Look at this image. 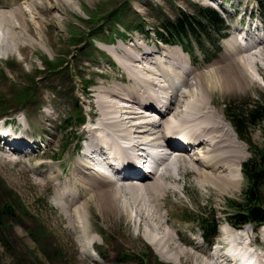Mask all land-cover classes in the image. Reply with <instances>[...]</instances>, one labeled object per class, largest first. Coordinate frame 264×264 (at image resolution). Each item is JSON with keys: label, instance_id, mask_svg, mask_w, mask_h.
Segmentation results:
<instances>
[{"label": "rangeland", "instance_id": "1", "mask_svg": "<svg viewBox=\"0 0 264 264\" xmlns=\"http://www.w3.org/2000/svg\"><path fill=\"white\" fill-rule=\"evenodd\" d=\"M50 1L0 0V94L10 97L11 89H18L26 78L34 75L32 73L35 68L43 66L42 55L44 57L47 56L48 59L54 62L60 61V59L56 58L59 56L67 60L66 66H68V73L62 70L63 76L53 75L45 84L41 83L35 95V100L29 101L26 107L14 108L9 114L4 113L0 109V117L8 116L15 122H22L24 126H26L25 115L35 116V123L37 124L26 129V136L31 138V134H33L34 136H41L47 141L51 140L50 145L46 149L41 150L36 158L23 155L5 158L0 152V206L21 203L22 208L31 212V216H25L24 219L20 220V224H17L13 215L5 218L0 231V264H18L14 260H18L19 264H155V261L161 259L154 252L145 235L159 237L160 232L156 227V223L157 221L163 222L167 218L171 223L173 221L175 227H170L169 224L164 223V229H171L175 232V228L179 227L186 236H189V238L194 237L198 242L202 243L201 229L196 223L187 220L186 217L188 213L194 215L202 210L211 211L212 213L216 212L220 227V225L226 224L228 214L231 217L235 216L236 214L227 208L226 203L229 198L240 200L247 186V180L241 174L242 172L240 173L238 166L237 172L244 179L234 187L217 185L213 182H202L195 173H187L184 176L185 172L182 171L181 173L182 169L179 168L178 163L177 166H172L169 161H165L163 163L166 165V171L163 172L164 176L160 179L163 181L165 188L161 193L156 196L144 194L138 200L134 192L124 190L122 202L129 204L131 208L130 215H121L117 221L108 225L103 221L102 216L99 215L96 209L92 207L87 216V235L74 225L66 211L57 204V186L46 177L47 171L44 168H35V165H39L40 162L44 161V155L48 154L51 155L47 156V160L52 159V155L57 156L60 154L61 161L66 163L71 155L70 150L65 153L66 149L75 147L77 135H85L83 126H74L69 129L63 126L61 120L65 118L64 113L75 112L74 104L78 102L77 100L83 106L85 114H88L89 111L96 113V105L92 101L94 92L103 93L101 88L107 87L111 90H116L119 87L130 88L132 86V81L127 76L124 77L123 81L120 80V76L125 74L121 65V57L125 52L139 49L141 46L157 49L160 44L156 43L152 33L147 36L145 33L136 31V29L129 31L125 36L118 35L116 39L111 40L112 38L109 35L111 27L105 23L103 26L90 31L91 28H95V25L92 24L91 15L100 16L106 14L115 6L125 3V0H72L69 5L65 4L59 9L54 8V11L50 13L45 8L41 10L38 7V4L44 2L48 4ZM190 1L206 5L214 3L207 0H130V7L133 10L135 8L139 12L140 16L149 25L147 29L151 32L160 21L159 17H157V10L152 8V4L160 6L166 16L174 17L178 14L180 8L190 9ZM259 1L242 0L240 7L243 10L240 15L238 17L234 13L227 15L228 20L233 22H231L229 37L219 38L221 47L217 55H215V48L209 46V54H207V56L211 57L209 60L205 59L204 54L195 45L193 51L198 58V63L190 66L189 55L186 52H184L186 55L183 54L182 48L176 46L178 44L167 45L163 43L164 45L162 46L169 47L166 53L171 52L169 54L171 56L169 58L171 65L176 63V65L182 67V73L191 74L189 82L176 78L175 82L170 80V83H172L170 84L168 80L159 75L162 74L161 72L156 75L143 69L141 65L137 66L140 69L137 73H142L144 76H153L159 82L154 90L166 95L165 101L168 100L169 96H175L178 104L186 101V93L195 91V86L199 88L196 94L201 93V85L195 82V74H204L207 78H210L211 74H221V71L228 73L231 65H233L232 63L235 62L241 71H239L240 74H243L248 79L246 74L249 73L252 75L253 80L249 81L248 79V84H240L238 87L223 85L225 93L216 90L211 96L207 94V97H203V99L208 101L212 98L214 105L216 104L213 108V113H211V121L213 123L220 121L225 124L232 136L236 140H240L237 138V134L234 133L232 124L225 116V104L230 101H236V103L248 101L252 105L264 96V53H260L262 46L258 47L259 50L255 49L257 51L253 50L251 54V52L246 50V46L242 49L238 43L240 28L249 23L247 18L249 13L253 11L252 8H258L259 6L261 9L262 3ZM25 16L31 22V30L26 28L23 30L24 28L14 26L16 19L19 18L24 21ZM34 16L37 24L42 28L41 31L38 28L37 32L33 22L30 21ZM54 16L55 18H52ZM123 17L127 24H129V20H127L129 18L132 22L133 17L127 12L123 14ZM96 22L98 23L99 20H96ZM118 28L122 31L125 30L124 25H119ZM15 32L19 33L18 36ZM73 32L79 36L75 37ZM246 33L249 32L246 31ZM215 38L218 39L217 36ZM247 39L249 38L243 40L244 43H247ZM107 43H114V45ZM81 46H84V49L78 50ZM239 47L242 50H239ZM89 51L94 52V55L88 53ZM161 51L163 52V49ZM232 51L235 52L234 55L231 54ZM103 55L107 56L103 57ZM89 56H93V58H88ZM115 58L116 60L118 59L117 62ZM186 59H188V62ZM241 61L247 66V71L244 70L245 67ZM233 70L235 72L236 69L233 68ZM88 79H93L94 81L90 84L89 89H86L87 93H85L83 92L84 84ZM56 84L61 85V87H57L58 94L62 95L60 97L57 94H53L51 92L52 89L50 90L47 87L55 86ZM211 84H213L212 81ZM6 99V107L11 108L12 105L10 103L12 100ZM122 104L123 102H120V105ZM195 106L193 105L189 111ZM208 109L212 110V106L210 105ZM148 110L150 112L151 110L154 111L150 108ZM119 115H121V112H119ZM87 120L88 116L86 122ZM26 121L29 124L28 118ZM63 128H65L64 131H62ZM51 130L58 137L60 135L63 136L64 140L62 138V142L65 145V149L62 151L59 150L57 142L53 140L54 137L49 133ZM181 131L185 132V134L187 133L186 130ZM252 136L253 141L258 146L264 147V137L260 128H256ZM241 141L244 145L243 159H247L250 156V152L246 150V142ZM124 143L130 142L126 141ZM74 156L75 158H82L81 152L78 155L76 150L73 151ZM243 159L241 161L245 160ZM57 161H59V158H57ZM69 169L63 174L64 181L68 180ZM46 198L48 205H46ZM141 211H143L142 214L140 213ZM133 212H135V222L133 220ZM140 221L141 225L139 224ZM219 227L218 235H220ZM251 227L250 224L245 226L246 230L247 228L248 230L251 229ZM16 229L20 231L19 234H16ZM33 230L36 232V236L32 235L31 231ZM100 231L103 234H100ZM239 234L233 228H229L223 240L227 245L231 244V247L240 246L243 248L244 241L241 245H237ZM4 237L7 247L4 248L3 252L2 240ZM84 237L87 238L84 239L85 243L95 240V249L100 250L105 258L99 256L97 250L94 252L87 246L83 247L81 241ZM217 240L218 238L216 237L214 241ZM146 245L150 248V255L143 250V246ZM222 245L220 243V249ZM204 246L206 247L207 245ZM10 249L17 251L18 255L11 252ZM124 256L130 258L129 263L122 261ZM174 259L177 258L175 257ZM171 262L176 264L174 261ZM164 264L168 263L164 262Z\"/></svg>", "mask_w": 264, "mask_h": 264}, {"label": "bare ground", "instance_id": "2", "mask_svg": "<svg viewBox=\"0 0 264 264\" xmlns=\"http://www.w3.org/2000/svg\"><path fill=\"white\" fill-rule=\"evenodd\" d=\"M71 1L52 0L48 4L45 2L40 3L38 7L41 10L45 8L50 13L54 11V8L59 9L65 4L69 5ZM25 17L24 21L16 17L18 19L14 22V26L24 28L23 30L25 28L31 30V22ZM52 18H55V16ZM30 21L33 22L36 31L38 28L39 31L42 30L37 24L35 16ZM15 33L18 36L19 33ZM252 37L250 36V38ZM248 44L245 43L244 46L247 47L246 50L248 52H251V50L263 46L264 38H260L256 44L251 46H247ZM168 48L162 46L163 52L158 55L157 53L161 51L158 47L155 49L141 46L139 49L126 51L121 57V65L125 74L120 76V80L123 81L124 77L127 76L132 81V86L130 88H115L116 90H111L107 87L101 88L103 93L94 92L92 101L96 105L98 118L95 126L87 133L91 146L103 147L106 153L119 152L122 159H129L127 165L130 166L132 164V161L130 162V158L133 155L132 150L142 143L141 139L146 138L150 134V130L154 129L152 142L159 144L162 139L160 132L163 127H167L172 130V136L171 138H166L164 143L173 149L174 160L178 163L179 168L182 169L181 173L182 171L185 172L184 176L187 173H195L202 182H213L217 185L236 187L243 179V176L240 175V162L244 156V145L241 140H236L232 136L225 124L220 121L214 123L211 121V113H213V108L216 104L214 105L212 98L204 101L203 97H207V94L211 96L216 90L225 93L223 85L229 87H238L240 84L246 85L253 80V77L249 73L246 74L248 81L243 74H240L241 71L234 62L228 73L221 71V74H211L210 78H207L204 74H195V82L201 85V93L196 94L199 88L195 86V91L186 93V101L177 104L175 96H169L168 100L165 101L166 95L154 90L159 82L151 75L138 74L137 71L140 69L137 66L141 65L143 69L156 75L161 72L162 74L159 75L163 76L169 83L170 80L175 82L176 78L189 82L190 73H182V67L176 65V63L174 64L176 67L173 64L171 66L166 64V59L163 57H171L169 55L171 52L166 53ZM238 49L242 50L240 47ZM261 49L262 51L260 50L261 52H259L264 53V49L262 47ZM154 54L156 55L155 57L152 56ZM183 54H185L184 51ZM231 54L234 55L235 52L232 51ZM152 58H155L154 61ZM241 63L245 67L244 70L247 71V66L243 61ZM233 68L237 71L235 70L234 72ZM210 80L213 84H211ZM120 102H123V104L120 105ZM193 105L196 106L189 111ZM210 105L212 110L208 109ZM149 108L156 112H150ZM163 110H165L164 113L161 112ZM119 112H121V115H119ZM137 119L142 120L136 123L135 120ZM28 121L30 124L32 121H36V118L29 116ZM181 130H186L187 133L185 134ZM180 132H182V137L192 145L193 150L196 152L193 157L189 155L187 148L176 145L175 148L178 149L176 150L171 146L173 144L172 140L180 137ZM59 140L62 142L61 137H59ZM17 141L24 142V136L19 135ZM126 141L131 143L130 147L124 144ZM99 142H102V144H99ZM69 150L71 155L66 163L61 160L49 161L51 158L48 160L46 158L39 165H35V168H44L47 171L46 177L57 186V204L66 211L74 225L85 235L88 234L87 216L92 207L96 209L99 215L102 216L103 221L108 225L117 221L121 215H130L131 208L129 204L122 202L124 190L134 192L139 200L141 195L152 194L156 196L165 188L163 181L160 180L163 178L164 173L159 176L149 173V177H143L136 181L126 180L122 184H118L116 181L108 179L93 170L84 159L73 157L74 150ZM169 160L170 156H164L163 162ZM237 166L240 173L237 172ZM68 167L70 168V174L68 180L64 181L63 174L68 171H66ZM209 169L211 170L209 171ZM140 213L142 214L143 211ZM164 223L169 224L170 227H175L173 221L171 223L167 218L163 222L157 221L156 223V227L160 232L159 237L145 235L146 240L149 241L156 254L162 260L170 263L174 261L176 264H221L217 262L214 254L210 252L211 247H205L193 238H189L179 227L175 228V232L171 229H164ZM139 224L141 225V221ZM231 225L234 226V224ZM240 228L245 233L239 234L237 245H241L243 241L245 242L247 239L246 234H248L245 227ZM220 243L223 244L220 249L222 251L227 246V243L223 239ZM262 251L264 255L263 247L261 248ZM220 256L222 255L220 254ZM175 257L177 259H174ZM225 260H228V258L225 257Z\"/></svg>", "mask_w": 264, "mask_h": 264}, {"label": "trees", "instance_id": "3", "mask_svg": "<svg viewBox=\"0 0 264 264\" xmlns=\"http://www.w3.org/2000/svg\"><path fill=\"white\" fill-rule=\"evenodd\" d=\"M219 25H223V20L214 9L209 7H197V12L189 13L182 11L175 20L164 17L161 26L165 32L158 31V36L162 40H179L185 49H189L191 43H184L183 39H188L190 36L196 37L200 49L204 51L207 48L205 44L201 42V33L204 32L210 35L209 31L219 30ZM137 27L142 30L144 29L140 23L137 24ZM207 39L206 41H208V43H213L211 38ZM226 113L228 118L237 126L239 133L252 144L253 150V156L244 163V172L249 181L244 194L245 201L244 203L235 202L231 204V206L249 214L248 219L251 217L253 219H258L264 217V195L262 192V186H264V147L259 148L253 144L251 136L249 135V130L257 126L260 121L264 120V96L249 107L247 103L242 104L241 108L233 106L230 109L228 106ZM8 212L14 213L11 204H6L0 208V214H6ZM201 224L203 225V223ZM211 228H213V230L215 229V222H213ZM162 261L173 264L165 260Z\"/></svg>", "mask_w": 264, "mask_h": 264}]
</instances>
